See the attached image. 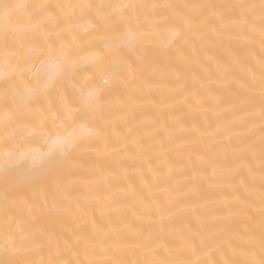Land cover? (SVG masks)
<instances>
[{"label": "bare ground", "instance_id": "obj_1", "mask_svg": "<svg viewBox=\"0 0 264 264\" xmlns=\"http://www.w3.org/2000/svg\"><path fill=\"white\" fill-rule=\"evenodd\" d=\"M20 2L52 6L45 10L46 32L52 47L67 45L65 63L107 54L97 45L111 34L94 32L85 19L100 10L80 4L187 7L174 10L182 27L169 32L178 35L145 27L153 19L145 16L146 51L133 50L122 72L111 71L107 61L82 71L79 84L69 82L61 98L47 99L30 114L39 120L45 109L75 97L77 115L95 126L88 95L99 86L107 97L101 134L70 165L41 168L38 178L26 179L25 169L0 156V248L5 229L22 225L13 250L21 264L53 258L60 264H260L262 0ZM248 5L256 7H241ZM3 28L0 20V36ZM27 47L0 43V72L18 82L25 72L35 77L38 65L22 64ZM4 117L0 101V153L55 148L49 135L18 143L5 133Z\"/></svg>", "mask_w": 264, "mask_h": 264}, {"label": "snow or ice", "instance_id": "obj_2", "mask_svg": "<svg viewBox=\"0 0 264 264\" xmlns=\"http://www.w3.org/2000/svg\"><path fill=\"white\" fill-rule=\"evenodd\" d=\"M52 6L45 3H22L20 0H0V20L4 23L0 43L5 48L23 49L27 52L22 59L24 66L33 65L36 68L35 77L30 73H22L24 77L19 82L10 72H0V101L3 102L5 112V133L23 143L36 135H49L55 145L47 153L13 152L0 153L9 164L26 171V179L38 178V171L47 168L55 171L58 167L70 165L77 157V153L87 148L88 142L97 135L102 128L106 94L103 87H96L88 95L89 115L96 120L95 126L89 122L88 116L77 115V108L73 107L75 97H69L73 103L64 101L57 103L54 108L45 109L39 120L30 114L44 105L47 99L62 97V90L69 82L79 84L78 73L90 71L100 67L105 61L113 72H122L127 67L129 54L136 50L146 51L142 46L146 40L145 34L140 31V21L145 16L153 17L145 23V27L161 28L169 35L171 27H182L179 13L174 10L180 7L174 4H80L77 7L85 10L99 9L89 12L85 17L89 27L94 32L109 33L111 37L105 39L102 45L106 46L107 54L92 53L80 63H65L69 59L67 45L59 49L52 47L55 43L48 36L46 29L45 10ZM59 7V6H57ZM222 7H229L227 5ZM255 8V5L241 6ZM260 23L264 29V0L259 5ZM50 18V16L48 17ZM13 19L15 24H12ZM264 39V35H262ZM9 60L15 57H8ZM135 62V61H134ZM21 61L17 62L19 67ZM89 65L91 67H89ZM55 68L56 71L52 69ZM264 75V73H262ZM97 85L99 81L94 82ZM75 86V85H74ZM83 98V90L77 89ZM261 152L264 160V80L261 81ZM55 128L56 132L51 129ZM7 171V169L5 170ZM264 171V164H262ZM24 231L22 225H10L5 229V243L0 248V264H21L15 258L14 251L17 239ZM262 247H264V232H262ZM45 264H60L58 258L46 261ZM260 264H264V258Z\"/></svg>", "mask_w": 264, "mask_h": 264}]
</instances>
